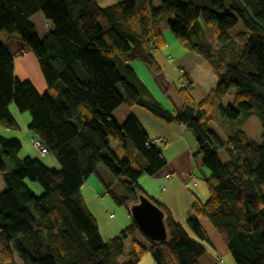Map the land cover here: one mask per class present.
Wrapping results in <instances>:
<instances>
[{
	"label": "trees",
	"instance_id": "1",
	"mask_svg": "<svg viewBox=\"0 0 264 264\" xmlns=\"http://www.w3.org/2000/svg\"><path fill=\"white\" fill-rule=\"evenodd\" d=\"M37 12L53 24L42 39L32 20ZM239 22L243 29L233 33ZM163 25L218 76L215 88L196 102L184 73L186 85L174 88L182 108L164 107L125 62L139 59L159 74L155 53L165 42ZM1 31L29 45L47 88L41 93L14 74V54L0 40V124L19 128L11 103L28 112L34 138L61 168L39 157L19 158L22 141L0 135V264H137L147 252L157 264H199L211 244L201 215L235 264H264V0H124L107 6L98 0H0ZM253 101L261 108L256 113ZM121 104L181 122L195 135L193 157L201 156L210 172L209 196H193L186 221L195 237L141 187L139 178L156 174L167 161L157 144L147 143L151 138L135 115L121 124L115 119ZM241 112L244 120L259 116L260 142L244 129L224 139L212 128L217 115L233 121ZM100 164L122 190L117 194L106 184L118 204L129 208L143 194L163 210L166 239H148L132 219L117 235L103 238L81 191ZM27 181L39 182L43 193Z\"/></svg>",
	"mask_w": 264,
	"mask_h": 264
},
{
	"label": "crops",
	"instance_id": "2",
	"mask_svg": "<svg viewBox=\"0 0 264 264\" xmlns=\"http://www.w3.org/2000/svg\"><path fill=\"white\" fill-rule=\"evenodd\" d=\"M98 1L100 3L102 0ZM110 4L113 3H108V5ZM43 17L44 15L42 12H37L32 16V20L37 27V32L41 39L48 35L53 29L52 22ZM37 21L44 27L43 33H40ZM165 27L166 25L162 26V35L166 42V46L161 49L162 51H157L155 53L156 59L162 68L159 74H156L139 59L133 61L127 60L125 62L133 67L143 84L164 107L168 109H172L173 107L182 108L184 104L183 100L178 97L174 91V88L179 87L181 72L182 74L186 73L190 79L192 88L191 94L196 102L206 98L208 93L215 88L218 82V76L207 59L196 53L187 44L179 42ZM209 40H211L210 36ZM5 45L11 51L9 45L7 43H5ZM33 84L39 92L41 90L44 92L47 88L45 80L38 79V85L35 83ZM9 109L18 123V129L24 131L26 135L32 139L34 135L29 129V123L31 121L30 115L20 112L14 103L10 104ZM131 109L132 110L128 111V114L131 113L140 120L150 138L155 136L164 138L165 142L158 144V147L162 150L168 163H171L154 176L147 175L143 178L142 175V177L139 178V183L149 196L165 205L172 217L177 222L181 223L190 235L193 236V233L186 224L188 215L191 212L193 196L201 201H205L209 196L205 183V178L209 176V172L203 169L200 170L203 175V182H200L198 176L194 174L196 169L195 163H193V153L196 151L197 146L195 135L181 122L174 121L167 123L153 116L150 112L146 113L142 112V110L135 112L134 106ZM137 112H140V114ZM0 127H2L1 124ZM110 144L112 148H115L117 145L115 140H111ZM173 161H176V164H173ZM190 161L194 164L191 170H189ZM181 167L182 169H180ZM176 170L179 172L178 180L172 179L170 173ZM167 174H170L169 178H166ZM188 174H192L193 181L186 185L185 179ZM4 189V182L0 176V191ZM199 221L211 240V244H206V252L199 258V264H223V262L225 263L226 261L227 264H232L229 258L231 254L225 241L216 231L209 219L205 215H201L199 216ZM118 223L119 224L115 223L109 227V230L113 229L116 232L115 234H117L131 223V219L123 215ZM138 263L157 264L149 252H147Z\"/></svg>",
	"mask_w": 264,
	"mask_h": 264
},
{
	"label": "rangeland",
	"instance_id": "3",
	"mask_svg": "<svg viewBox=\"0 0 264 264\" xmlns=\"http://www.w3.org/2000/svg\"><path fill=\"white\" fill-rule=\"evenodd\" d=\"M120 1H124V0H102L100 2V5L105 6L108 5V3H117ZM37 23L39 26L40 33H43L44 27L41 25L39 21H37ZM165 28H167L168 31L171 32L167 26ZM242 29L243 26L241 22H239L236 25V27L233 29V33L240 31ZM0 40L3 41V43H7L11 48L12 53L14 54L15 75H17L21 79L29 78L33 81V83L37 85H38V79L43 81L45 80L41 72L39 62L36 56L34 55L32 49L25 41L21 39V37L18 34L9 33L7 31H1ZM165 43L166 42H164V44L159 49H157V51H162L161 49L166 46ZM223 68L224 66H221L219 70L222 71ZM40 92L42 93L43 91L41 90ZM233 93H234L233 90L228 93V95L225 97L224 100L225 103L232 98ZM253 107L255 113L261 109L256 101H253ZM131 108H133V106L130 107L127 106L126 104H121L113 111V116L121 124L129 115H132L131 113L128 114V111L132 110ZM139 110H142V112H146V113L149 112L147 109L135 105L134 111L136 112ZM22 113L27 114L28 112H22ZM137 113L140 114V112ZM243 115L244 113L241 112L240 117L241 116L242 117L241 118L239 117L237 120H233V121L222 118L220 115H217V117L215 118L212 124V128L224 139H226L230 134H232L236 130L244 129L252 139H254L257 142H260L262 123L259 119V116L257 114L252 113L249 117H247L244 120ZM0 135L6 137H18L22 141V148L18 153L19 158L26 157L27 155H31V157L39 156V158H41L51 168L53 169L61 168V165L54 154L47 153L44 156L40 155L33 144L34 137L31 139V137H28L24 131L22 130L20 131V129H11L2 126L0 127ZM218 153L223 162L227 160L224 150L219 149ZM193 159H194L193 163H195V169H196L195 171L193 170L194 174L198 176L200 182H203L204 181L203 175L201 174L200 170L203 169L206 172L209 171L207 167H205V165L202 163L201 156L193 157ZM7 163L9 166L13 165L12 160L7 159ZM193 163H191L190 161L189 170H191L194 167ZM170 164L171 163L170 162L168 163L167 161L166 165L160 171L164 170V168H166V166ZM173 164H176V161H173ZM98 169H99V174L94 173L83 182L81 186V191L87 202L88 207L90 208L91 212L94 214V216L97 219L103 238L105 240H108L119 233L118 232L117 234H115L116 233L115 230L113 229L109 230V227H111L115 223L119 224L118 221L123 215L128 216L130 219H132V217L129 211L130 207L126 208L124 205L118 204L108 191V186H106V184L109 185V188H113L117 194H121L122 190L117 184V182L114 180V178L111 176L109 171L103 165L100 164ZM180 169H182V167ZM160 171H158L157 173H159ZM170 173L172 179L178 180L179 172H177V170L171 171ZM154 175H148V176H154ZM145 176L147 175H143V178ZM27 182L36 194L40 195L43 193V187L39 182L36 181H27ZM111 214H113L114 216L111 217L110 216ZM140 238H142L141 235ZM229 256H230L229 257L230 262H232V264H235V261L233 260L232 256L231 255ZM225 263L227 264V261ZM225 263L223 262V264Z\"/></svg>",
	"mask_w": 264,
	"mask_h": 264
},
{
	"label": "water",
	"instance_id": "4",
	"mask_svg": "<svg viewBox=\"0 0 264 264\" xmlns=\"http://www.w3.org/2000/svg\"><path fill=\"white\" fill-rule=\"evenodd\" d=\"M132 220L148 239L160 241L167 238L163 210L149 197L141 194L139 201L129 208Z\"/></svg>",
	"mask_w": 264,
	"mask_h": 264
},
{
	"label": "built area",
	"instance_id": "5",
	"mask_svg": "<svg viewBox=\"0 0 264 264\" xmlns=\"http://www.w3.org/2000/svg\"><path fill=\"white\" fill-rule=\"evenodd\" d=\"M186 83H185V80H184V77H183V74L182 72L180 73V82H179V87H183L185 86ZM165 140L164 138H162L161 136H155L153 138L150 139L149 142H147L148 144L151 143V144H162L164 143ZM33 144L37 150V152L44 156L46 155L47 153H49V150L48 148L45 146V144L40 140V139H36V138H33ZM170 177V174H167L166 175V178H169ZM193 181V176L192 174H188L186 179H185V184L188 185L189 183H191ZM111 217L114 216L113 214L110 215Z\"/></svg>",
	"mask_w": 264,
	"mask_h": 264
}]
</instances>
